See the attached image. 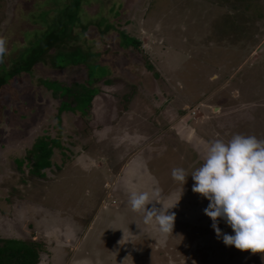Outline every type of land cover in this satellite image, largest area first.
<instances>
[{
	"label": "rangeland",
	"instance_id": "374dc122",
	"mask_svg": "<svg viewBox=\"0 0 264 264\" xmlns=\"http://www.w3.org/2000/svg\"><path fill=\"white\" fill-rule=\"evenodd\" d=\"M69 3L0 0L2 63ZM80 11L68 49H90L91 62L117 71L109 68L106 86L98 75L92 103L61 122L62 100L38 81L82 84L79 68L41 64L0 92V245L39 244L40 264H264V253L217 237L190 176L203 163L201 141L264 140V0H81ZM111 23L117 33H104ZM121 33L140 49L122 48ZM145 59L158 74L153 82ZM42 135L61 142L60 169L44 181L19 165ZM173 168L189 175L184 185ZM132 191L158 193L155 206L175 214L172 233L131 210ZM218 227L233 234L223 221Z\"/></svg>",
	"mask_w": 264,
	"mask_h": 264
},
{
	"label": "clouds",
	"instance_id": "9594fccd",
	"mask_svg": "<svg viewBox=\"0 0 264 264\" xmlns=\"http://www.w3.org/2000/svg\"><path fill=\"white\" fill-rule=\"evenodd\" d=\"M5 54V41L0 39V62ZM201 143L205 146L203 163L190 176L192 191L209 201L204 214L211 219L212 229L226 246L264 253V140L235 134L227 142ZM171 176L184 185L189 175L183 168H173ZM157 196L155 192L150 196L147 191H132L129 205L133 212L144 213L145 224L155 221L159 232L167 235L173 231L175 214L169 213L171 208H157ZM220 221L233 234L222 233Z\"/></svg>",
	"mask_w": 264,
	"mask_h": 264
},
{
	"label": "trees",
	"instance_id": "16d2710c",
	"mask_svg": "<svg viewBox=\"0 0 264 264\" xmlns=\"http://www.w3.org/2000/svg\"><path fill=\"white\" fill-rule=\"evenodd\" d=\"M73 2L69 3L56 19L47 26L46 31L33 33L35 41L26 50L20 52L16 59H12L11 64L0 62V64H3L0 69V92H4L5 88L7 89L12 83L25 75L31 78L34 77L35 68L41 64L43 66L48 64L55 71H64L66 68H79L82 70L86 76L82 84H76L77 82L67 84L66 82L51 79L38 81L40 87L52 92L53 99L62 100L59 114L57 115V119L60 122L63 113H74L83 105L88 106L91 104L98 92L95 87L96 83L99 82L98 75L106 78L104 82L106 86L109 83V77H107L106 73L109 68H114L110 64L91 62L90 57L93 58L94 53L90 49L86 48L85 50L81 47L68 49V44L78 37L75 34V27L78 24L81 12V0H73ZM114 28L113 23L108 24L104 33H111ZM113 33L117 32L113 31L111 34ZM116 35H120L123 38L120 45L125 50L130 47L134 50L140 49L141 43L135 38L130 37L126 33ZM98 40L99 38L93 42L91 40L87 41L91 45ZM144 64H146L148 71L146 74L151 76L153 82V79L157 78L158 74L154 73V66L150 65L146 59ZM114 69L117 71L116 68ZM125 69L129 72L133 70L132 68V70L130 68ZM129 86L134 90L136 89L135 85L131 84ZM60 147L59 138L53 139L49 135L39 136L35 140L33 147L25 150L26 155L24 160L19 162V165L24 166L28 163L30 166L29 173L36 179L44 181L51 173H58L56 170L54 171L56 167L58 171L60 169L54 162V156ZM41 252V246L34 242L6 240L0 245V264H40L42 259Z\"/></svg>",
	"mask_w": 264,
	"mask_h": 264
}]
</instances>
